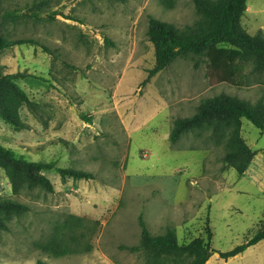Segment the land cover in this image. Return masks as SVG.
Wrapping results in <instances>:
<instances>
[{
    "label": "rangeland",
    "instance_id": "1",
    "mask_svg": "<svg viewBox=\"0 0 264 264\" xmlns=\"http://www.w3.org/2000/svg\"><path fill=\"white\" fill-rule=\"evenodd\" d=\"M39 1L45 2L40 10L34 7ZM246 3L243 28L264 35V0ZM1 5L54 14L4 24L9 37L38 45L0 52L2 72L22 74L17 83L30 100L19 109L25 129L0 121V144L29 161L53 162L92 178L48 171L53 192H13L0 172V197L27 206L0 230V264H145L141 252L122 248L138 245L139 216L152 235L173 229L179 244L205 238L207 224L211 247L223 253L264 227V132L242 120L241 136L255 152L242 176L223 163L221 134L192 129L174 144L168 140L173 120L192 115L202 98L226 93L264 101V73L251 74L242 63L245 75L235 85L221 81L206 60L186 56L141 84L155 61L147 16L181 28L196 18L192 0H172L171 8L160 0ZM68 215L82 219L77 252L56 258L37 249L35 243L46 241ZM69 237L66 231L67 243ZM206 264H264V240L224 261L212 254Z\"/></svg>",
    "mask_w": 264,
    "mask_h": 264
},
{
    "label": "trees",
    "instance_id": "2",
    "mask_svg": "<svg viewBox=\"0 0 264 264\" xmlns=\"http://www.w3.org/2000/svg\"><path fill=\"white\" fill-rule=\"evenodd\" d=\"M0 0V52L6 48L19 45H38L31 38H12L6 34V23L15 24L23 16L35 20L52 19L54 13L40 14V11L23 13L20 9L4 10ZM123 3L127 0H110ZM165 8L172 7V0H160ZM247 0H192L196 18L191 24L177 28L175 25L147 16L146 37L154 49V63L141 84L168 67L177 57L193 56L206 60L210 67L221 74V81L239 84L245 74L239 69L240 64L249 65V73H264V35L261 31L249 34L241 24ZM44 1L34 2L40 10ZM28 10V11H29ZM197 63V62H196ZM22 74H4L0 65V121L14 130L27 127L19 114L21 106H30L25 91L17 83ZM239 77V79H238ZM242 120L251 123L264 132V101L258 99L250 102L226 93L202 98L195 112L187 117L176 118L168 136L171 144L186 132L206 129L211 134L224 137L222 161L242 176L255 156L241 136ZM56 171L61 178L75 180L91 179L92 174L72 168H59L53 162L29 161L17 155L12 149L0 144V172L7 178L13 192L24 189L39 188L53 192L54 188L45 172ZM27 211V206L0 197V230L6 231L7 221ZM81 218L68 215L55 225L52 235L44 242L35 243L37 249L52 257H63L77 252L78 235ZM140 228L139 242L136 246L122 247L131 252H141L145 264H205L212 254L227 260L242 254L248 247L264 240V227L258 229L249 239L226 252L215 251L211 245V232L205 225V238L190 239L188 243L179 244L175 231L167 228L164 233H149L141 216L138 217ZM66 231L70 233V242L65 241ZM86 250L90 247L87 245ZM37 264H42L40 261Z\"/></svg>",
    "mask_w": 264,
    "mask_h": 264
},
{
    "label": "crops",
    "instance_id": "3",
    "mask_svg": "<svg viewBox=\"0 0 264 264\" xmlns=\"http://www.w3.org/2000/svg\"><path fill=\"white\" fill-rule=\"evenodd\" d=\"M206 264V263H205Z\"/></svg>",
    "mask_w": 264,
    "mask_h": 264
}]
</instances>
